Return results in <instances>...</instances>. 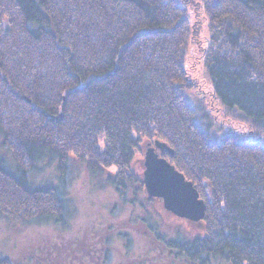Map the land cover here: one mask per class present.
Instances as JSON below:
<instances>
[{
	"label": "trees",
	"instance_id": "trees-1",
	"mask_svg": "<svg viewBox=\"0 0 264 264\" xmlns=\"http://www.w3.org/2000/svg\"><path fill=\"white\" fill-rule=\"evenodd\" d=\"M190 1L0 0V133L17 164L0 154L2 216L65 222L73 155L94 174L114 167L121 203L145 208L178 259L264 264V0H196L208 90L192 76ZM156 140L206 201L193 237L152 223L163 201L145 190L141 158ZM54 160L59 181L34 185Z\"/></svg>",
	"mask_w": 264,
	"mask_h": 264
},
{
	"label": "rangeland",
	"instance_id": "rangeland-1",
	"mask_svg": "<svg viewBox=\"0 0 264 264\" xmlns=\"http://www.w3.org/2000/svg\"><path fill=\"white\" fill-rule=\"evenodd\" d=\"M189 12L201 37L197 45L189 46L192 76L208 90L210 80L206 79L200 58V47L208 43L204 37L208 34L206 17L196 0L190 1ZM207 95L210 98V93ZM248 128L247 125L239 127L247 131ZM248 135L253 136L251 132ZM2 140L0 133V154L5 155L9 170L14 172L17 164ZM147 146H142L143 165ZM69 162L66 183L69 208L65 222L38 218L18 222L0 214V259L10 258L14 264H191L178 259L157 240L148 220H144L148 214L145 208L140 204L121 203L115 187L106 179L110 170H116L114 167L94 174L73 155ZM60 175L58 162L54 160L41 172H35L32 180L34 185L47 181L56 184ZM155 202L156 207H149L153 224L160 220L163 231H176L181 224L188 236L197 234L196 222L176 218L165 211L164 204Z\"/></svg>",
	"mask_w": 264,
	"mask_h": 264
},
{
	"label": "water",
	"instance_id": "water-1",
	"mask_svg": "<svg viewBox=\"0 0 264 264\" xmlns=\"http://www.w3.org/2000/svg\"><path fill=\"white\" fill-rule=\"evenodd\" d=\"M144 155L145 190L151 197L163 201L164 208L175 216L199 223L206 214V201L200 196L193 181L162 156L167 150L171 155L174 149L165 141L149 143Z\"/></svg>",
	"mask_w": 264,
	"mask_h": 264
}]
</instances>
